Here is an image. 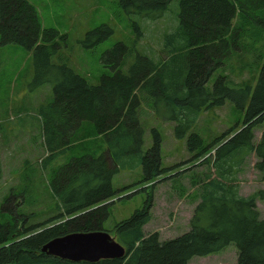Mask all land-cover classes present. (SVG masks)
Listing matches in <instances>:
<instances>
[{
	"label": "trees",
	"instance_id": "obj_1",
	"mask_svg": "<svg viewBox=\"0 0 264 264\" xmlns=\"http://www.w3.org/2000/svg\"><path fill=\"white\" fill-rule=\"evenodd\" d=\"M172 1L117 0L128 17L151 22L161 18ZM177 1L178 24L164 38L163 62L116 43L101 57L110 74L90 85L66 63L57 62L61 50L58 33L42 29L37 10L28 0H0V45H16L33 55L31 90L52 88V100L39 111L45 165L70 148L83 123L92 125L106 146L98 156L83 154L56 166L49 178V189L59 203L54 218L26 225L28 217L18 213L12 196L5 199L0 206V264H189L194 257L218 254L230 245L237 250L236 264H264V218L256 205L258 200L264 201V190L249 196H242L239 190V178L252 158L253 170L264 182V55L258 51L255 56L263 62L254 86L217 74L248 30L236 29L239 19L259 27L257 40H264V23L258 19L264 0ZM133 27L139 36L141 29L136 23ZM112 35L111 27L101 25L88 31L80 44L91 50ZM130 56L133 59L124 72L121 67ZM143 101L150 102L153 111L173 125L175 139L186 138L187 151L194 157L204 156L208 148L214 151L202 161L212 166L213 174L200 182V200L189 230L167 240H160L158 232L145 234L153 206L150 191L143 208L112 231L127 252L125 259L75 263L42 253V247L55 238L104 231L116 196L112 178L119 169L140 166L141 182L152 183V189L165 178L157 130L151 129L149 149H142ZM225 102L244 112L241 126L236 124L206 147L192 129L203 112ZM256 131L261 132L258 141Z\"/></svg>",
	"mask_w": 264,
	"mask_h": 264
},
{
	"label": "rangeland",
	"instance_id": "obj_2",
	"mask_svg": "<svg viewBox=\"0 0 264 264\" xmlns=\"http://www.w3.org/2000/svg\"><path fill=\"white\" fill-rule=\"evenodd\" d=\"M28 2L37 10L42 29H55L58 33L57 43L61 50L57 62L66 63L90 85H97L101 75L110 74L109 69L102 64L101 57L116 43H123L156 62H163L164 38L166 34L172 33L178 24L177 0L172 1L162 17L153 22L137 16L128 17L120 9L117 0ZM258 19L260 23H264V11L258 13ZM134 23L141 29L139 36L134 30ZM236 23V29L248 30L242 33L243 39L238 41V47L232 51L225 66L218 70L217 74L224 75L237 84L254 86L263 62V59H256L255 56L258 51L264 55V40H257V35L261 32L259 27H253L251 23L247 26L240 19ZM101 25L111 27L113 35L91 50L84 49L80 42L84 40L85 34ZM132 57L130 56L126 65L121 67L124 72L127 71ZM213 79L214 77L208 84L209 90ZM33 82V55L16 45H0V206L5 199L12 196L18 213L28 217L26 225L43 223L59 213V203L49 189V178L57 165L83 154L98 156L106 149L103 140L97 138L93 126L83 123L70 148L46 166L39 111L44 104L52 100V88L45 86L33 91ZM140 116L144 128L143 152L152 144V128L161 136L160 155L162 167L166 169L163 176L165 178L157 182L152 189V183L141 182L143 172L140 166L119 169L112 178L116 196L109 206V217L103 229L113 237L115 225L128 219L135 210L142 209L147 194L152 191L151 220L144 227V233L158 232L160 240L173 239L189 230V220L200 200V182L207 175L213 174L212 166L202 161L211 157L214 151L208 148L200 158L194 157V153L190 154L187 151L186 138L175 139L173 125L164 122L161 116L153 111L150 102H142ZM243 117L244 112L237 110L232 103L225 102L221 107L203 112L192 132L200 136L203 145L207 147L236 124L241 126ZM260 136L261 132L256 131L255 140L258 141ZM254 162L255 159L252 158L245 173L239 178L242 196L264 190V182L260 181L258 174L253 170ZM184 170L185 176L182 179L180 172ZM156 185H159L160 189L158 200ZM256 205L260 217L264 218V201L258 200ZM236 261V247L230 245L218 254L194 257L189 264H236Z\"/></svg>",
	"mask_w": 264,
	"mask_h": 264
},
{
	"label": "water",
	"instance_id": "obj_3",
	"mask_svg": "<svg viewBox=\"0 0 264 264\" xmlns=\"http://www.w3.org/2000/svg\"><path fill=\"white\" fill-rule=\"evenodd\" d=\"M41 252L70 262L97 263L106 259H125V248L106 231L72 233L46 243Z\"/></svg>",
	"mask_w": 264,
	"mask_h": 264
},
{
	"label": "crops",
	"instance_id": "obj_4",
	"mask_svg": "<svg viewBox=\"0 0 264 264\" xmlns=\"http://www.w3.org/2000/svg\"><path fill=\"white\" fill-rule=\"evenodd\" d=\"M185 171H186V170H184L183 172H180V173H182V176H181L182 179H183L184 176H185V175H184V172H185ZM171 177H173V176H171ZM172 181H173V180H172ZM172 181L170 180V182H172ZM156 182H158V181H156ZM157 184H158V183H157ZM156 187H158V189H157V191H156V197H157V200H158V192H159L160 189H159V185H156ZM155 189H156V188H155ZM154 194H155V193H154ZM148 224H149V223H148ZM146 225H147V224H146ZM146 225H145V226H146ZM145 226H144V227H145Z\"/></svg>",
	"mask_w": 264,
	"mask_h": 264
}]
</instances>
